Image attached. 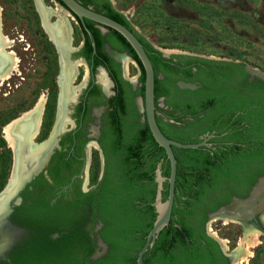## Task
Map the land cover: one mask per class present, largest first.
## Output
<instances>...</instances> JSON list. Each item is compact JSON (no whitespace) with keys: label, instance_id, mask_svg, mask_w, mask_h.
<instances>
[{"label":"trees","instance_id":"obj_1","mask_svg":"<svg viewBox=\"0 0 264 264\" xmlns=\"http://www.w3.org/2000/svg\"><path fill=\"white\" fill-rule=\"evenodd\" d=\"M54 1L68 11L59 0ZM77 1L123 24L143 44L154 69L156 122L165 137L182 144H194L214 134L209 146L172 147L177 173L170 224L161 230L152 249L145 253L143 264H229L217 241L206 233V212L218 210L233 197L247 198L257 180L264 176V82L257 78L249 80V74L243 69L244 64H252L246 59L248 53L241 51L235 57L231 52L232 62L193 53L173 54L166 59L110 0ZM180 1L175 2L182 13L177 20L199 19L202 23L200 32L178 26V32L187 31L184 34L192 42L197 38L241 45L242 40L249 44L260 40L257 36L251 40L255 36L254 29L247 30L245 22L231 18L229 12L234 11V4L218 2L216 9L200 1ZM72 15L84 39L77 55L90 63L91 40L80 20ZM165 19L168 23L172 20L171 17ZM85 24L96 43L95 64L106 65L116 84V95L108 105L101 126L100 147L105 158L102 179L93 190L79 193L78 198H81L76 208L63 214L45 213L40 206L29 205L28 188L39 192L41 187H46V182L40 174L28 183L20 194L21 204L14 207L10 216L13 223L26 229L27 236L10 252L9 262L1 264H70L74 253L86 242L72 224V214L80 210L79 201L84 198L93 203L91 210L103 224L101 236L110 247L108 256L93 264H101L105 259L110 264H136L137 254L156 218L151 205L157 188L155 170L159 165L161 175L167 178L169 163L164 150L154 141L144 114L138 112L134 103L136 96L143 97V68L119 33L107 28L108 32L102 35L94 28L98 24L88 20ZM171 25L176 23L171 22ZM104 43L127 53L138 64L141 86L135 91L120 77L121 70L114 60L103 53ZM178 81L197 83L198 87L180 88ZM161 99L162 107H159ZM67 135L72 144V134ZM50 177L55 186L61 184L62 180H57L54 173H50ZM163 186L164 201L167 182ZM55 233L59 236L52 239ZM90 253L91 250L85 253L86 261L81 258L80 264H87ZM255 260L256 256L250 264H255Z\"/></svg>","mask_w":264,"mask_h":264},{"label":"rangeland","instance_id":"obj_2","mask_svg":"<svg viewBox=\"0 0 264 264\" xmlns=\"http://www.w3.org/2000/svg\"><path fill=\"white\" fill-rule=\"evenodd\" d=\"M177 1L180 0H112L114 8L125 14L133 23L134 28L148 38L157 48L175 52L193 53L212 59L231 60L234 57L229 56L231 52L237 57L239 52L246 51L248 53V55H245L246 59L252 63L249 65L264 72V0L192 1L195 3H199L198 1H200L201 4L211 5L216 9L218 2L234 4V11L229 12L232 14L231 18L234 21L245 22L248 27H244L247 30L254 29L253 34L255 36L251 37V40H254L256 36L257 39H260L256 43L250 42L251 44H249L247 40H242L240 42L241 45L231 42H225V44H223L221 40L220 42H209L207 39L197 38L194 39L193 42L190 41L187 38L188 36L184 34V32L187 31L181 30L182 33H179L178 31L180 30L178 26L183 25L187 30L192 29L200 32L203 31L201 27L202 23L199 19L192 22L178 21L177 16H182V13L179 12L178 5L175 3ZM0 6L2 7V25H0V33L9 37L12 41L16 40V38L17 40H21L20 38H22L26 44L24 48H28V51L24 52L22 49L18 48V44L15 46L14 43L13 45L15 47L7 51L15 52L21 61L19 63H25V67L29 69V71H24L22 77L26 80H20L22 84L18 88H15L18 82L15 81L13 84L12 80L8 81L12 89H9L6 85L0 88L2 90L0 91L1 193L6 183L9 181L12 162L11 151L8 148L7 142L2 137V127L20 113L30 109L35 101H38L44 94L47 96V103L43 114L44 126L43 128L41 126L40 135L36 139L37 143L45 140L49 136L56 119L64 60L59 53L56 43L49 41L50 38L42 28V19L45 17V20L51 25L59 23L63 25H65L64 23L68 24L71 28V42L69 44V50H71V52H75V50H77L76 48H78L77 46L80 45L82 33L75 18L54 0H40V6L48 11L45 16L37 0H0ZM165 17H171V22L173 24L176 23V25L172 26L171 22L168 23L166 21ZM207 32L208 34H212L211 31ZM243 34L245 33L243 32ZM28 45L29 47H27ZM246 46L250 49H247ZM131 61L133 60H123L125 76L129 79L134 78L135 80L139 75V70L137 64L135 66ZM77 62H79V60L70 63L72 72L71 81L69 83L70 92L75 89V87H78V92L75 97H72L70 95L71 93L68 96L70 113L71 106L77 101L87 81V77L83 80L84 71L82 67H75ZM27 64H30V66ZM127 67L130 70V76L126 73ZM97 78L100 82L105 80L101 73L97 74ZM71 125L73 126L72 123L66 124L63 128L64 132L69 129ZM101 169L102 158L100 153L93 151L85 170L84 188L88 182L92 184L100 179ZM207 232L211 236L217 237L219 240H228L229 249L237 248V243L240 245L241 241L245 244L244 246L248 245L249 238L255 232L262 235L259 231H253L245 235V230L240 224L231 222L225 218L219 219L215 217L210 218L207 223ZM261 239L260 244L251 248L253 254L248 261L240 264H250L254 256H256L255 264H264V236H261ZM242 254L243 252L238 253V258ZM237 262L238 260H236L234 264Z\"/></svg>","mask_w":264,"mask_h":264},{"label":"water","instance_id":"obj_3","mask_svg":"<svg viewBox=\"0 0 264 264\" xmlns=\"http://www.w3.org/2000/svg\"><path fill=\"white\" fill-rule=\"evenodd\" d=\"M37 1L40 6L39 0ZM59 1L68 9V12L71 15L74 14L80 20L84 31L90 37L92 56L96 53V43L92 36V33L85 24V20L94 22L105 28H110L119 33L131 46L143 68V97L138 98L137 103L139 105L140 111L144 114V119L154 141L160 148L164 150L167 161L169 163V175L167 178L161 175L160 166H158L155 171V182L157 184V188L155 200L151 203V205L155 209L156 218L153 222L152 228L146 235L145 243L141 250L138 252L136 258V264H143L145 253L152 249L161 230H163L170 224L171 212L174 204L175 181L177 173V160L175 159L172 147L178 149H198L204 146H209V140L214 137V134H210L201 142L194 144H182L165 137L156 122V106L154 94L155 75L153 65L143 44L123 24L101 13L95 12L91 8L83 6L77 0ZM110 2L113 5L112 0H110ZM40 8L42 7L40 6ZM47 24L49 26L51 25L48 22ZM57 48L64 60L65 68L62 69V79L60 86L61 91L59 95V105L57 108L56 119L49 136L39 143L36 142V139L40 135L42 124L40 125L37 133L34 135L32 129H25L22 133L21 131L19 132V130H17L18 127L24 124V115L32 111L35 108L36 103H34L30 109L20 113L17 117L11 119L2 127L3 139H5L4 128L9 124H13V127L15 128V135L19 139H17L18 141L16 142L17 148L12 149L8 146L12 154L9 176L13 174L15 158H17L19 162L15 171V184L9 188L7 182L3 191L0 193V259L4 258L5 253L11 246H13L17 242L22 233L21 229L14 226L8 219L12 212V207L20 204L21 198L19 197V194L21 193V191L28 183L33 180L35 176H37L44 170L54 150L58 147L60 136L64 133L63 128L65 126V122H70V102L68 96L69 83L71 81L72 75L70 68V63L73 62L71 60L72 52L71 50H69V45H67L66 41H64L61 46H57ZM157 49L160 50L163 53V56L166 58H169L173 54H189L186 52H175L171 50H162L160 48ZM222 60H225L227 62L233 61L231 59ZM235 63L238 62L235 61ZM243 69L249 74L251 79L257 78L264 82V72L260 69L254 68L249 64H244ZM100 71L104 72L101 68ZM129 81L133 85L136 83L135 80ZM181 87L194 89L197 86L195 84L182 83ZM164 182H167L168 187L167 198L163 201L162 191L164 190ZM213 217L219 219L225 218L230 220L231 222L240 224L245 231L257 230L261 234H264V177L260 178L259 185H257L253 189L251 195L248 198L244 200L234 199L230 205L222 207L216 212L211 213L210 218ZM212 238L217 241L222 253L229 259V263L233 264L235 262V257L225 250L224 246L217 238L213 236Z\"/></svg>","mask_w":264,"mask_h":264},{"label":"flooded vegetation","instance_id":"obj_4","mask_svg":"<svg viewBox=\"0 0 264 264\" xmlns=\"http://www.w3.org/2000/svg\"><path fill=\"white\" fill-rule=\"evenodd\" d=\"M40 2V0H39ZM56 2V1H55ZM44 8V7H43ZM43 8L42 11H43ZM45 10V9H44ZM76 20V19H75ZM2 21V7L0 6V25ZM43 21V20H42ZM41 21V26L43 27V22ZM77 22V21H76ZM66 25V23H64ZM78 24V22H77ZM79 26V24H78ZM94 28H97L102 35H105L108 30L107 28L100 26V25H94ZM45 31V30H44ZM46 33V31H45ZM47 34V33H46ZM0 33V37H1ZM48 36V34H47ZM93 36V35H92ZM49 37V36H48ZM90 38V37H89ZM21 40H14L13 44L18 46L19 49H22V51L27 52L28 48H24L26 46L24 40L20 38ZM16 41V42H15ZM52 42L51 40H49ZM67 45H69L68 40L66 41ZM12 45V47H15ZM84 45V39L82 37V41L80 45H78L75 50V52H72L71 60L73 62H76L79 60L82 65H79L77 67H82V70L84 71V77L83 80L87 77V81L85 86L82 88L77 101L71 106V113L69 114L70 122L73 124L71 125L69 129H67L61 136L58 142V147L54 150L53 154L51 155L49 162L45 166L44 170L40 172L37 176L40 174L42 175V179L46 182V187H41L39 189V192H35V190L30 187L28 188V192L30 193L29 198V205L33 204L36 206H40L42 210L45 213H55V214H63L67 213L69 211H73L76 207V204L78 200L81 198L79 197V193H87L94 188L97 187L99 181L102 179L103 176V170H104V164H105V158L104 154L102 152V149L100 147V138H101V126L104 121L105 113L108 109V105H110V101L112 98L116 95V84L113 78H111L106 65H96L95 64V55L96 53L90 57V63L87 61L85 57L82 55H77L80 50L83 48ZM58 46V45H56ZM11 47V48H12ZM29 47V45L27 46ZM10 48H8L9 50ZM13 51H7L4 53H10ZM15 53V52H14ZM103 53H105L107 56H109L112 60H114V64L118 66V68L121 70L120 77L127 81L131 87L132 90L135 91L141 84L139 83V77L141 75L140 69L138 67V64L131 59V57L125 53V52H118L114 50L108 43L103 44ZM16 54V53H15ZM7 55V54H6ZM196 55V54H192ZM5 57V56H4ZM164 57V56H163ZM171 57V56H170ZM169 57V58H170ZM202 57V56H200ZM166 58V57H165ZM207 58V57H204ZM5 62L4 64L0 65V75L10 67V60L8 58H4ZM124 59H130L133 60L131 63L133 65L138 67L139 75L135 79L136 83L133 85L130 83L129 80H134V78H127L125 76V69L123 66V60ZM168 59V58H166ZM212 59V58H211ZM222 60V59H220ZM175 61V59H174ZM19 62H21L19 60ZM238 62V61H237ZM78 63V62H77ZM76 63V65H77ZM30 66V64H27ZM65 63L62 65V69L64 67ZM75 65V66H76ZM25 63H18L17 71H13L11 77L9 80H12L13 84L15 81L18 82V84L15 85V88H18L22 82L26 79L23 78L24 71L27 69ZM100 68L103 69L104 72L100 71ZM22 70V71H20ZM101 73L103 74L105 80L100 82L97 78V74ZM127 75L130 74V70L127 67L126 68ZM253 79V78H252ZM249 77V80H252ZM7 80L3 85H6L9 87V89H12L10 82ZM19 80V81H18ZM195 84L197 87V83H185L183 81H178L177 84L180 88L181 84ZM196 87V88H197ZM194 88V89H196ZM189 89V88H187ZM193 90V89H192ZM0 91H2L0 89ZM141 96H136L134 98L135 106L140 114H143L140 111L139 105L137 103V99ZM37 103V101H35ZM159 107H162V99L159 103ZM45 110V109H44ZM159 110L157 111V113ZM44 114V112H43ZM156 114V109H155ZM142 121V118H141ZM43 122V120H42ZM70 122H67L66 124H71ZM71 133L73 136V142L72 144L69 143V136L67 133ZM99 152L100 156L102 158V169L100 174V179H98L95 183L88 182L86 187L84 188L83 184L85 181V170L88 163V160L90 156L92 155L93 151ZM159 166V165H158ZM157 169V168H156ZM156 171V170H155ZM50 173H54L57 180H62L61 184L58 186H55L51 177ZM35 176L34 178H36ZM156 176V174H155ZM264 177V176H263ZM33 178V179H34ZM262 178V177H261ZM68 182H65V180H68ZM89 180V179H88ZM260 178L257 180L256 184L253 186L251 192L249 193L248 197L251 195L253 189L259 185ZM22 192V191H21ZM21 194V193H20ZM19 194V197H22ZM247 197V198H248ZM234 199H239L236 197L231 198V201L225 205H230ZM246 199V198H245ZM244 200V199H241ZM20 202V204H21ZM19 204V205H20ZM80 204V210L73 212L72 216V224L76 227L78 230V234L80 236H84L86 242L84 243V246L81 250L77 251L73 255V260L70 264H80L81 258L85 262L86 260L83 258L85 253L87 251L91 250L90 256L88 257L87 264H93L95 261L100 260L101 258H106L109 254V245L103 240L101 236V229H102V222L94 215L92 212V206L93 203L90 200H87L84 198L82 201H79ZM17 205V206H19ZM223 206V207H225ZM16 206L12 207L13 209ZM222 208V207H221ZM220 209V208H219ZM218 209V210H219ZM217 211V210H216ZM214 211V212H216ZM11 212V214H12ZM213 212H206V218L208 219L207 223L210 220V215ZM10 214V216H11ZM9 221L16 226L17 228L21 229L22 233L17 242L9 248V250L5 253L4 258L0 259V264L2 262H9L8 255L10 252L14 249V247L24 238L27 236L26 229L18 226L17 224L13 223L10 219ZM207 223H206V233L208 236L212 237L207 232ZM253 231L257 230H250L245 231V235L250 234ZM57 236V237H56ZM58 234H52L51 238L56 239L58 238ZM261 236H264L263 234ZM240 241V240H239ZM237 243V248L239 247ZM226 251L228 253H231L234 255V253L239 249H229V246H225ZM221 249V248H220ZM229 261V259H228ZM101 264H110V261L108 259H105L101 262ZM230 264V263H229Z\"/></svg>","mask_w":264,"mask_h":264},{"label":"bare ground","instance_id":"obj_5","mask_svg":"<svg viewBox=\"0 0 264 264\" xmlns=\"http://www.w3.org/2000/svg\"><path fill=\"white\" fill-rule=\"evenodd\" d=\"M44 9L45 8H43L42 13L45 16V15H47L48 11H47V9H45V10ZM42 20H43L42 22H43L44 30L48 34V36H49L51 41L55 42L56 45H58V46H61L63 44V42L67 41V40H68V42L70 44V42H71V37H70L71 28L68 26V24L63 25L62 23H59V24H56V25L54 24V25H50L49 26L47 24V21L45 20V17ZM13 42L14 41H12L9 37H6L5 35H1V37H0V65L4 64V62H5L4 58L5 57L8 58L10 60V63H11L10 67L8 69H6L0 75V88L2 87V85L7 80H9V78L12 75V72L13 71H17V66H18V63H19V58L17 57V55L14 52L4 53V52H6V50H8V48L12 47ZM79 65H82V63L78 62L75 67H77ZM64 67H65V65H64ZM77 92H78V87H75V89L71 90V92H70V89H69V94L71 93L70 95L72 97H75L77 95ZM46 103H47V96H46V94H44L38 99L35 108L32 111H30L29 113H26L24 115V117H23L24 124L21 125L20 127H18L17 130H19V132L21 131V133H22L25 129H32L33 130V135L36 134L37 131L39 130L40 125L42 124L43 112H44ZM67 122L68 121L65 122V125H66ZM4 133H5V137L4 138H5L8 146L10 148H12V149L13 148H17L16 147V144H17L16 142L19 139L15 135V128L13 127V124H9L8 126H6L4 128ZM18 162H19V160L17 158H15L13 174L10 176L9 181H8L9 188L12 187L15 184V182H16L15 171H16V167H17ZM255 233L249 238L248 245L244 246L245 244L241 241V243L239 245V249L233 255L235 257V262H236V260H238V262L236 264L247 262L248 259L253 254L251 252V248H253V247L257 246L258 244H260V242L262 240L261 239V235L258 234V233H256V234ZM215 235H217V234H215ZM215 238H217V237H215ZM219 241L221 242V244L224 246V248L226 250L225 246H228V244H229L228 240L221 239ZM246 241H247V238H246ZM240 252H243V254L238 258L237 254L240 253Z\"/></svg>","mask_w":264,"mask_h":264}]
</instances>
